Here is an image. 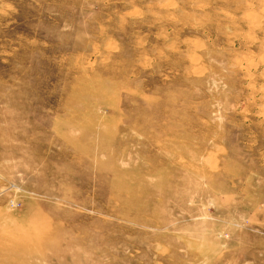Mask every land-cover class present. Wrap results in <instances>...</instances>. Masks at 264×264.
<instances>
[{"label":"rangeland","instance_id":"374dc122","mask_svg":"<svg viewBox=\"0 0 264 264\" xmlns=\"http://www.w3.org/2000/svg\"><path fill=\"white\" fill-rule=\"evenodd\" d=\"M0 264H264V0H0Z\"/></svg>","mask_w":264,"mask_h":264}]
</instances>
